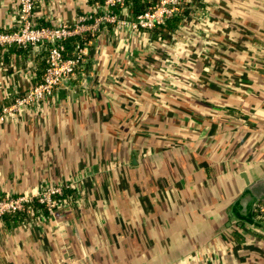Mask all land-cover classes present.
Segmentation results:
<instances>
[{
  "label": "crops",
  "instance_id": "crops-1",
  "mask_svg": "<svg viewBox=\"0 0 264 264\" xmlns=\"http://www.w3.org/2000/svg\"><path fill=\"white\" fill-rule=\"evenodd\" d=\"M94 1L37 0L36 17L43 25L72 23ZM16 4L0 0V31ZM211 9L217 18L211 58H202L204 41L188 25L178 31V49L189 65L182 85L149 89L145 97L144 85L152 88L161 75L123 71L126 45L109 30L85 40V78L57 91L36 115L0 124L2 194L69 183L77 184V197L79 188L84 192L76 204L34 224L31 216L18 227L0 222V264H264V228L253 221L264 222L256 210L253 221L243 219L241 204L248 193L244 176L250 183L264 177V0H215ZM163 54L156 56L160 64ZM45 64L46 55L0 51V102L10 104L28 89L26 72L40 80ZM188 73L200 77L196 85L187 83ZM232 80L240 85L235 90L225 86ZM129 102L153 115L138 122L139 134L138 128L121 129ZM222 112L235 124H224ZM181 117L205 127L192 123L191 133H179L189 139L174 146ZM86 198L94 206H82Z\"/></svg>",
  "mask_w": 264,
  "mask_h": 264
},
{
  "label": "built area",
  "instance_id": "built-area-1",
  "mask_svg": "<svg viewBox=\"0 0 264 264\" xmlns=\"http://www.w3.org/2000/svg\"><path fill=\"white\" fill-rule=\"evenodd\" d=\"M16 2V13L12 21L0 31V51L17 47L30 53L32 57L46 55L47 66L39 81H36L35 74L26 72L23 76L31 77L28 89L24 93H16L10 99V104L0 102V124L18 121L21 115H36L40 108L53 100L57 91L70 90L71 83L79 76L85 78L90 58L83 41L89 37L97 39L103 32L111 30L113 38L124 40L126 46L134 44L137 39H142V43L144 41L148 45L152 36L164 41L156 34L157 30L163 31L168 21L181 15L186 5L192 4L190 0H159L144 12L133 16L126 4L127 0H95L90 11L77 15L72 23L55 21L52 25H43L36 17L37 0ZM187 20L192 19L188 17ZM196 34L200 40V36ZM173 36H177V32L165 34L168 40ZM77 38L79 42L74 47L73 55L69 57L65 42ZM32 66L31 62L29 68ZM1 182L0 175V190ZM67 188L78 190L77 184L69 183L45 186L37 192L18 196L2 194L0 191V222L7 214L22 213L26 209L31 212V205L35 202L45 206L53 216L58 207L71 206L55 201V197H62ZM255 210L259 218L264 219V200ZM38 216L43 217L40 214Z\"/></svg>",
  "mask_w": 264,
  "mask_h": 264
},
{
  "label": "rangeland",
  "instance_id": "rangeland-1",
  "mask_svg": "<svg viewBox=\"0 0 264 264\" xmlns=\"http://www.w3.org/2000/svg\"><path fill=\"white\" fill-rule=\"evenodd\" d=\"M205 1H209V2H208V6H207L208 8H206L204 10V7L199 6V4H198L199 0H197V2L190 0V3H192L191 8L193 9L192 13L194 12L195 15H192L191 17H189V19H192V20L186 19L185 24L188 25L194 32L198 33V35L200 36V40L201 39L204 40L202 58H204L206 60L207 58L212 57L213 46H212V44L209 43V41H210V37H211L210 34L213 33L215 30H217V27L215 26V23H214L215 22L214 19L217 20V18L215 16L216 13L213 12L211 9L215 0H205ZM205 1L202 0L200 2L204 5ZM227 20H230V19L227 18ZM220 29L222 31H225V29L222 27L221 28L219 27V30ZM221 30H220V32H221ZM259 34H262L261 31H259ZM220 36H222V35H220ZM181 38L182 37L180 35V32H178L177 36H173L172 39L169 40L171 43L169 45V47L168 46L165 47L164 44H162L161 41L158 40L157 37H153V36L150 39V43L148 45H145L144 41L142 43V39H137V40H135L134 44H131V45L128 44L125 47L127 49V51L125 50L127 53L125 54L126 62L123 61V65H122V68L124 69L123 71L134 72L135 69H140V70H143L145 73L146 72L147 73L153 72V74H154L156 72L157 74L161 75L160 76L161 78L155 80V83H153L152 88L148 87L147 85H144L143 91L145 94H148L145 97H149V94H151V91H149V89H151L152 91H154V89H158V90L154 91L155 93L156 92H162L165 90H159V87H166V84H168L167 86H169L170 84H173V85L177 84L176 86H179V85H182V82H184L182 72L188 71L189 65L185 62V59L182 57V54L179 52V49H178L179 44L176 41H179ZM163 43H165V40ZM159 53H164L162 55L163 59L161 61V64H160V62H158V60H156V56ZM206 55H207V58H206ZM193 56H194V54H192L190 57L193 58ZM257 62H262V61H257ZM186 75H187V83H189V84L194 83L196 85L199 82V79H200L199 76H196L193 73H188ZM150 77H151V74L147 75V78H150ZM226 78H228V77H226ZM234 83L235 82H233V80H232L229 84L225 83V86L226 87L232 86L233 88H231V89L235 90L240 85H237L235 87ZM239 83H242V82H239ZM186 89H188V87ZM154 92H152V94ZM104 93H105V91H104ZM139 96H140V99L142 100L140 102V105H144V103H143V100L145 101L144 97L141 96L140 94H139ZM142 97H143V99H142ZM202 103L206 104L208 110H210L214 113H218L219 110L211 107L212 104L209 105L208 103L203 102L201 100L199 104H202ZM121 104H123V106L119 105V108L120 109L125 108V106H126V105H124L125 103L121 102ZM162 108H164L165 110L168 109L166 107H162ZM229 109L231 110V108H229ZM238 109L242 110L243 106L240 105L238 107ZM168 110L173 111V109H168ZM224 110H227V108ZM134 111H138V113L140 112V115H142V112H144V111L145 112L140 118L137 119L135 117ZM184 111H188V109L185 108ZM250 113H252V112L250 111ZM126 114L128 116L125 119L126 121L124 120L123 123L122 122H120V123H122L121 124L122 125V127H121L122 132L126 131L127 134H129V132L131 133V129H134V128H138V130H140L141 124H139L138 122L141 121L143 124H146L145 118H148L147 116H153L152 114L149 113V109L142 108L141 106L140 107L135 106V104L133 105V103H131V102L128 103ZM193 116H195L194 117L195 119H201V117L198 116L197 114H194ZM207 116L209 119L215 120V121H218L219 119H221L219 117L215 118V116H213V114H207ZM221 117H223V119L225 121L224 124H228V125H230V124L233 125L232 123L235 124L232 117L227 115L226 113L222 112ZM119 118L121 119V116H119ZM181 118H183V117H181ZM183 119H184L183 123L180 124L179 129H177V131L175 133H172L173 134V136H172L173 141L175 140L174 143H172V145H174V146L177 145V143H181V142L183 143L186 139L187 140L189 139V138L185 137L183 134H179V133H183V132L191 133L190 131L192 130V128H190V125L192 123H195L196 127L201 126V123L199 124L196 121H192L191 123L187 124L186 122H188V121L185 118H183ZM195 119H193V120H195ZM143 120H144V122H143ZM248 121L251 123V118ZM201 127H205V126H201ZM175 130H176V128H175ZM137 133L138 134L141 133V130L138 131ZM167 147H170V146H167ZM167 147H165V148H167ZM133 180L135 181L134 173H133ZM1 185H2V182H1ZM85 191H87V189H85ZM1 192L3 193V190ZM82 193H84L83 190L81 191L79 188V194H78V197L76 198V200H78V199L80 200V198H82ZM89 201H90V199H88V198H86L85 200L83 199L82 200V202H83L82 206L86 207L90 202H91V205H89V206L90 207L94 206L92 204V201H90V202ZM94 210H96V209H94ZM31 218H32V220L30 221V223L34 224V223L38 222L37 218H40V217L39 216L36 217L32 213ZM27 225H28V223H27ZM132 237L136 238L135 236H132ZM62 242L64 244L67 243V239L64 236H62Z\"/></svg>",
  "mask_w": 264,
  "mask_h": 264
},
{
  "label": "trees",
  "instance_id": "trees-1",
  "mask_svg": "<svg viewBox=\"0 0 264 264\" xmlns=\"http://www.w3.org/2000/svg\"><path fill=\"white\" fill-rule=\"evenodd\" d=\"M102 1V0H99ZM159 0H127V6L130 9L131 14H133V16L140 14L142 12H144L146 9H148L149 7H152L153 5H155ZM194 2L197 0H193ZM201 0H199V6L200 7H204V5L200 2ZM192 4L190 5H186L184 8V11L181 15L173 18L172 20L168 21L167 24L164 27V30L159 31L157 30L156 34L160 35V37H162L163 39L165 38V34L166 32L168 33H173V32H178L181 30L184 21L188 18L191 17L192 11L193 9L191 8ZM162 35V36H161ZM79 42V39H71L65 42V45L67 47V55L69 57H71L73 55V51H74V47L75 45ZM85 42V41H83ZM12 48H16L17 47H12ZM22 51H24V53H27V51L19 49ZM47 64H45V69H46ZM39 81V80H38ZM76 191L72 188H67L64 190V194L62 197H55V201L57 203H67V204H76ZM31 212L34 215H43V216H50L48 210L45 208V206L39 204L38 202H35L31 205ZM40 212V213H39ZM30 210L26 209L24 212L22 213H16V214H7L2 218V223L3 225H5L6 227H18L21 224H25L27 222L30 221ZM264 222V219H261Z\"/></svg>",
  "mask_w": 264,
  "mask_h": 264
},
{
  "label": "water",
  "instance_id": "water-1",
  "mask_svg": "<svg viewBox=\"0 0 264 264\" xmlns=\"http://www.w3.org/2000/svg\"><path fill=\"white\" fill-rule=\"evenodd\" d=\"M244 179L248 185V193L245 194V197L242 199V207H243V219L251 220L253 221V211L255 210L256 206L264 200V177L260 178L253 183H250L248 178L244 176ZM232 216V221H243L242 219L236 218L234 215ZM253 224L260 229L264 228V225L262 223H255L253 221ZM264 231V229H263Z\"/></svg>",
  "mask_w": 264,
  "mask_h": 264
}]
</instances>
